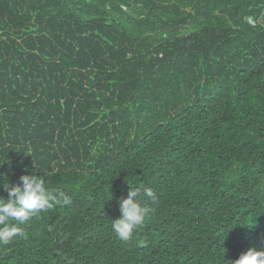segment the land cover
I'll return each instance as SVG.
<instances>
[{"label":"trees","instance_id":"trees-1","mask_svg":"<svg viewBox=\"0 0 264 264\" xmlns=\"http://www.w3.org/2000/svg\"><path fill=\"white\" fill-rule=\"evenodd\" d=\"M24 174L72 203L20 225L0 264L264 248V0H0V196ZM131 187L150 212L122 241Z\"/></svg>","mask_w":264,"mask_h":264},{"label":"clouds","instance_id":"clouds-1","mask_svg":"<svg viewBox=\"0 0 264 264\" xmlns=\"http://www.w3.org/2000/svg\"><path fill=\"white\" fill-rule=\"evenodd\" d=\"M2 186L8 195L0 196V245H8L15 237L27 238L20 225L37 213L72 203L69 195L50 188L45 176L41 175L24 174L16 183L9 181L5 175ZM143 195L151 200L156 199L151 188H145ZM139 196L140 188L131 187L127 197L119 200L121 215L112 219L111 227L122 241L131 239L149 215L150 209L142 205ZM235 264H264V248H249L235 260Z\"/></svg>","mask_w":264,"mask_h":264}]
</instances>
